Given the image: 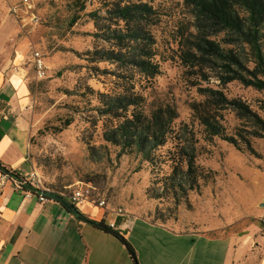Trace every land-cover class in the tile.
<instances>
[{"label": "rangeland", "instance_id": "374dc122", "mask_svg": "<svg viewBox=\"0 0 264 264\" xmlns=\"http://www.w3.org/2000/svg\"><path fill=\"white\" fill-rule=\"evenodd\" d=\"M17 1L7 0V4ZM151 3L158 14L149 28L159 64V73L154 77L144 76L130 65L92 59L87 53L111 46L95 35L100 31L88 15L96 9L104 15L99 0H87L82 11L73 10L70 0H37L32 10L36 23L24 28L16 25V39L21 40L27 54L24 66H29L31 96L25 107L30 127L28 155L39 187L65 196L79 182H90L110 209L134 210L150 220L164 218L182 228H201L210 223L237 226L255 216L261 223L264 139H252L257 155L239 151L218 137L205 139L203 127L190 109L191 102L200 101L202 96L191 84L195 78L185 71L177 56L178 36L190 27L191 17L183 0ZM34 50L44 57L47 69L43 78L35 75ZM200 83L220 87L228 97L241 98L264 119V90L244 86L237 80L219 86L214 77ZM132 84L144 98L145 112L168 103L178 113L170 138L156 151L161 163L154 167L135 152L117 157L118 147L103 138L104 126L115 119L95 110L96 92L112 94ZM66 120H70L69 125H64ZM224 122L230 131L238 124L230 111L224 112ZM189 132L197 140V163L215 173L212 177L206 175L197 189L188 190L178 202L180 191L168 192L163 199L150 198L146 192L157 188L158 176L170 172V159L178 156L176 144L187 145Z\"/></svg>", "mask_w": 264, "mask_h": 264}, {"label": "trees", "instance_id": "16d2710c", "mask_svg": "<svg viewBox=\"0 0 264 264\" xmlns=\"http://www.w3.org/2000/svg\"><path fill=\"white\" fill-rule=\"evenodd\" d=\"M86 1L70 0V6L82 11ZM151 1L99 0L104 15L99 9L88 15L100 31L95 35L111 46L88 51L92 59L130 65L147 77L157 75L155 39L149 28L157 21L158 14ZM183 5L191 20L190 27L181 30L178 36L177 56L185 71L195 78L191 84L202 96L200 101L190 104L192 117L203 127L206 140L218 137L239 151L257 155L252 139H264L261 115L241 98L228 97L220 87L203 86L200 82L214 77L219 86L237 80L244 86L264 90V0H183ZM95 98L97 113L115 119L104 126L103 138L118 147L116 156L135 152L152 167L160 165L161 156L156 151L170 138L172 122L178 116L176 108L165 103L145 112L144 98L135 91L134 84L112 94L96 92ZM225 111L232 112L238 120L231 131L224 122ZM69 124L70 120H66L64 125ZM189 134L187 145L176 144L178 156L170 159V172L158 176L157 188L146 192L150 198L163 199L168 192L180 191V196H176L178 202L186 197L188 190L197 189L206 175L212 177L215 173L197 163V140L192 132ZM0 172L22 178L1 163ZM22 187L34 193L42 192L28 183ZM164 221L163 218L158 222ZM97 223L118 237L126 245L133 263L138 264L135 251L125 238L103 220Z\"/></svg>", "mask_w": 264, "mask_h": 264}, {"label": "crops", "instance_id": "0c3cea01", "mask_svg": "<svg viewBox=\"0 0 264 264\" xmlns=\"http://www.w3.org/2000/svg\"><path fill=\"white\" fill-rule=\"evenodd\" d=\"M0 0V163L24 177L32 170L30 127L25 107L30 76L18 20ZM0 172V264H134L113 233L76 217L54 199L24 195ZM120 208V207H118ZM94 221L113 223L134 249L138 264H264L259 216L235 225L182 228L134 212L78 206ZM260 212L258 215H262Z\"/></svg>", "mask_w": 264, "mask_h": 264}, {"label": "built area", "instance_id": "2783aa9c", "mask_svg": "<svg viewBox=\"0 0 264 264\" xmlns=\"http://www.w3.org/2000/svg\"><path fill=\"white\" fill-rule=\"evenodd\" d=\"M37 0H18L17 2L11 4L9 6L10 12L16 17L18 20L20 28H24V26L28 23H36L37 17L33 13V8L35 7V3ZM32 59H33V65H34V70H35V75L37 78H43L46 75V64L44 62V57L43 55L34 50L32 52ZM2 173V181L10 178L14 182L15 186L22 190L24 192V195H30L31 193H34L30 189H23V185L25 183H28L31 187L41 189L43 190H48V189H42L39 187V179L36 174V172L32 169L29 171L24 177L21 179L14 178L13 176H10L7 173ZM37 198L40 201H44L47 199L46 196L42 194V192H37L34 193ZM68 202L72 203L74 206L78 208L83 203H89L94 206H97L99 208H107L108 203L106 202V199L104 196L96 192L95 188L89 184V183H84V182H79L76 184L75 187H71V190L69 194L64 196ZM121 208H117L116 212H121ZM261 230H260V237L262 240V243L264 245V216L261 219ZM109 227H113L114 224L111 222L107 224Z\"/></svg>", "mask_w": 264, "mask_h": 264}, {"label": "water", "instance_id": "95a60500", "mask_svg": "<svg viewBox=\"0 0 264 264\" xmlns=\"http://www.w3.org/2000/svg\"><path fill=\"white\" fill-rule=\"evenodd\" d=\"M42 194L44 196H46L49 199H54L56 201H58L63 207H65L69 212H71L72 214H74L76 217H78L79 219L92 223L94 225L98 224V221H94V220H90L88 218H86L82 212L76 207L74 206L72 203L68 202V200L61 194L51 191V190H43Z\"/></svg>", "mask_w": 264, "mask_h": 264}]
</instances>
